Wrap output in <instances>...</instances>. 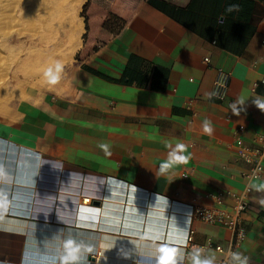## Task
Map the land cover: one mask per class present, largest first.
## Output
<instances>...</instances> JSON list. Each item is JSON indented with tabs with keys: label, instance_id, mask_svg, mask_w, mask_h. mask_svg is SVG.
Segmentation results:
<instances>
[{
	"label": "crops",
	"instance_id": "crops-1",
	"mask_svg": "<svg viewBox=\"0 0 264 264\" xmlns=\"http://www.w3.org/2000/svg\"><path fill=\"white\" fill-rule=\"evenodd\" d=\"M91 2L122 17L123 29L76 59L85 32L82 3L81 43L59 81L2 108L0 165L7 181L0 179V264H60L67 239L82 245L75 264H158L165 246L178 249L177 264H193L196 247L201 260L218 264L222 253L214 246L232 241L223 225L196 219L191 246L177 240L188 205H211L208 192L243 189L248 166L235 157L236 128L243 127L247 145L254 134L264 135L257 107L264 103V0ZM219 68L230 74L223 99L212 95ZM177 145L185 146L180 154L187 162L162 174L161 163ZM12 147L16 152L4 155ZM61 173L87 175L83 194L97 202L89 214L71 204L75 187ZM16 184L26 188L12 204ZM29 187L33 197L23 193ZM106 187L116 201L101 200ZM31 198L33 215L8 214L11 206L29 209ZM40 200L54 216H37ZM231 203L224 198L225 207ZM127 216L138 228L124 223ZM242 228L240 259L229 264L245 258L264 264V173L251 183Z\"/></svg>",
	"mask_w": 264,
	"mask_h": 264
},
{
	"label": "rangeland",
	"instance_id": "rangeland-1",
	"mask_svg": "<svg viewBox=\"0 0 264 264\" xmlns=\"http://www.w3.org/2000/svg\"><path fill=\"white\" fill-rule=\"evenodd\" d=\"M50 1L0 0V115L2 108L48 89L45 70L51 67L55 72L57 63L62 69L68 62H58L57 51L44 45L49 18L59 3ZM104 188L101 200L116 201L110 193L114 190Z\"/></svg>",
	"mask_w": 264,
	"mask_h": 264
},
{
	"label": "built area",
	"instance_id": "built-area-1",
	"mask_svg": "<svg viewBox=\"0 0 264 264\" xmlns=\"http://www.w3.org/2000/svg\"><path fill=\"white\" fill-rule=\"evenodd\" d=\"M204 61L208 62L209 58L205 57ZM229 79V72L219 68L212 91V95L214 97L218 99H223L225 97ZM243 131L242 126L236 128V136L234 140L236 159L244 162L248 166V168L242 172V176L245 179L243 189L240 192H208L204 195V197L213 202L211 205H188L185 213H182L186 219V227L181 240H177V243L181 246H191L193 234L191 222L196 219L207 223L221 224L232 233V241L227 248H223L220 245L214 246L216 251L222 253V258L219 260L218 264H229V262L234 259L233 253H237L235 248L240 244L245 236L242 228V215L248 207V197L251 193V183L256 179H259L264 173V135L261 133L254 134L251 140L253 144L247 145L242 138ZM86 176V174L61 173V178H65V185L67 187H75V189L71 192H75L77 195L73 198L71 197L70 202L78 210L79 214L82 211L84 214H89V211L94 207L91 205V202L95 199V197L90 196L89 200L82 203L84 196L83 192L86 191ZM225 197H229L232 201L229 208L224 206ZM37 204L39 211H35V213H37L39 218H51V215L54 216L51 212L50 216L49 212L46 213L48 208L41 200L38 201ZM32 212L33 211H31V213ZM8 214H11L10 211ZM204 247H211L210 242H208ZM196 249H200V247H196Z\"/></svg>",
	"mask_w": 264,
	"mask_h": 264
},
{
	"label": "bare ground",
	"instance_id": "bare-ground-1",
	"mask_svg": "<svg viewBox=\"0 0 264 264\" xmlns=\"http://www.w3.org/2000/svg\"><path fill=\"white\" fill-rule=\"evenodd\" d=\"M55 1L59 3H57L58 5H56V7L53 9L51 17L49 18L50 24H49L48 34H47L48 37L46 39L47 41L44 42V45L46 48L52 47V50L54 52L57 51L58 62L65 63L68 59L71 58L72 54L76 51L77 48H79V45L81 43L80 35L83 30V25H82V19L78 16V11L84 0H55ZM50 2H52V0ZM54 5H55V2H54ZM13 150H15L16 152V149L12 147L8 151H6L4 155H6L7 152L8 154H10L11 151ZM11 157L12 156L10 155L8 158H11ZM25 188L26 187H23L22 185L18 187L16 184L15 194H13L12 196L13 197L12 199H14L12 204L19 203L16 201L17 199L21 200V198H19V195H17L19 193L17 192H22L21 190ZM29 188L31 189L24 190L23 193L24 195L30 194L33 197L34 195L33 188L32 187H29ZM90 196L91 195L84 194L82 203H85L87 200H89ZM133 196H134L133 194L128 196L127 205L131 208L134 207L135 205L134 203L136 201L135 200L136 197H133ZM125 197L127 198V195H125ZM126 198L124 202L125 204H126ZM29 203H30L29 209H21L18 207L11 206L9 211L12 215H16L20 217H27L32 208V198H31V202ZM124 223L126 224L128 223L129 228L130 226L135 227V225L136 226L139 225V223L136 222L131 216H127ZM135 228H138V226Z\"/></svg>",
	"mask_w": 264,
	"mask_h": 264
},
{
	"label": "clouds",
	"instance_id": "clouds-1",
	"mask_svg": "<svg viewBox=\"0 0 264 264\" xmlns=\"http://www.w3.org/2000/svg\"><path fill=\"white\" fill-rule=\"evenodd\" d=\"M61 69V65L59 63L56 64V71L53 72L52 68L49 67L45 70V78L47 79L48 83L56 84L60 77L59 72ZM257 107H259L262 111H264V103L257 102ZM204 132L206 134L212 133V128L210 127L209 123L204 124ZM100 147L104 150L105 154L110 155V152L108 151L109 145L107 144H101ZM184 145H177V148L174 149L170 155L168 162L161 163L160 165V172L166 173L169 167L172 163H186L187 157L184 155H181L180 153L184 150ZM7 173L5 172L3 165H0V179H6ZM5 201L3 200V197L0 196V205H2ZM81 244L76 243V241L72 239H67L63 242V254L59 257L60 264H75L80 259V251H81ZM91 249H89L90 251ZM159 255L158 257V264H177V255H178V249L172 248V247H160L158 249ZM195 254L193 256V264H212L211 260H201L199 258V249H195ZM234 258L240 259L239 253H233ZM241 264H246V258L244 261L241 262Z\"/></svg>",
	"mask_w": 264,
	"mask_h": 264
},
{
	"label": "trees",
	"instance_id": "trees-1",
	"mask_svg": "<svg viewBox=\"0 0 264 264\" xmlns=\"http://www.w3.org/2000/svg\"><path fill=\"white\" fill-rule=\"evenodd\" d=\"M80 16L83 18L85 32L82 34L83 45L75 57L78 60L98 50L125 25L122 17L97 6L91 0L83 3Z\"/></svg>",
	"mask_w": 264,
	"mask_h": 264
},
{
	"label": "water",
	"instance_id": "water-1",
	"mask_svg": "<svg viewBox=\"0 0 264 264\" xmlns=\"http://www.w3.org/2000/svg\"><path fill=\"white\" fill-rule=\"evenodd\" d=\"M94 203H97L96 201H94Z\"/></svg>",
	"mask_w": 264,
	"mask_h": 264
}]
</instances>
